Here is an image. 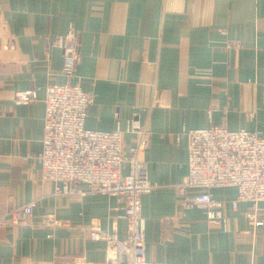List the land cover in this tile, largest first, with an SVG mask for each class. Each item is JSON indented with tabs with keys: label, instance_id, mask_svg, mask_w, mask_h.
Masks as SVG:
<instances>
[{
	"label": "crops",
	"instance_id": "1",
	"mask_svg": "<svg viewBox=\"0 0 264 264\" xmlns=\"http://www.w3.org/2000/svg\"><path fill=\"white\" fill-rule=\"evenodd\" d=\"M70 28L81 55L73 77L63 74ZM64 83L93 98L86 129L121 132L126 148L150 130L156 188L140 199L148 260L264 264V202L252 230V204L231 207L235 188L211 191L223 204L211 220L175 191L188 174L183 130L224 121L264 136V0H0V217L34 206L27 225L0 226V264H106L105 244L87 228L110 230L119 202L55 195L58 184L40 179L46 89ZM25 91L35 99L16 104ZM45 217L63 226L45 228ZM117 230L124 238L123 222Z\"/></svg>",
	"mask_w": 264,
	"mask_h": 264
},
{
	"label": "built area",
	"instance_id": "2",
	"mask_svg": "<svg viewBox=\"0 0 264 264\" xmlns=\"http://www.w3.org/2000/svg\"><path fill=\"white\" fill-rule=\"evenodd\" d=\"M62 50L63 74L73 77L81 61L73 28L63 36ZM34 99V92L25 91L16 94L15 102L27 105ZM92 103V96L79 83L47 87L42 150L37 158L40 179L58 184L55 195H102L119 202L120 213L112 218L110 230L98 224L87 228L90 240L105 244L106 264H160L146 258L140 204L141 197L156 188L148 178L145 162L150 130H137L136 144L126 148L121 132L85 128ZM183 133L188 143V174L175 186L176 194L184 198L182 205L203 209L211 220V210L223 205L211 191L235 188L231 207L235 210L240 202L251 203L254 209L247 217L252 223L258 204L264 202V136L259 131H230L224 121ZM33 208V204H25L10 209L0 225H27ZM118 222L125 225L124 238L118 236ZM41 225L55 230L63 223L45 217Z\"/></svg>",
	"mask_w": 264,
	"mask_h": 264
},
{
	"label": "rangeland",
	"instance_id": "3",
	"mask_svg": "<svg viewBox=\"0 0 264 264\" xmlns=\"http://www.w3.org/2000/svg\"><path fill=\"white\" fill-rule=\"evenodd\" d=\"M22 206V205H21ZM16 207H19V206H16ZM14 207V208H16ZM9 212V210L4 214V216H1L0 217V220L4 219L6 216H7V213ZM207 216V215H206ZM249 222V226L252 230H254V227H255V220L251 223L250 221ZM0 226H3V225H0ZM12 226V225H11Z\"/></svg>",
	"mask_w": 264,
	"mask_h": 264
}]
</instances>
